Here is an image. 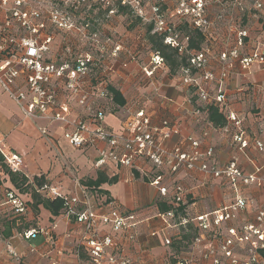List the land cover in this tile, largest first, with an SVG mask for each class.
I'll use <instances>...</instances> for the list:
<instances>
[{
  "label": "built area",
  "instance_id": "obj_1",
  "mask_svg": "<svg viewBox=\"0 0 264 264\" xmlns=\"http://www.w3.org/2000/svg\"><path fill=\"white\" fill-rule=\"evenodd\" d=\"M119 1L122 6H128L144 24L151 25V33L161 36L166 46L187 56V64L178 73L180 84L193 88L198 101L206 106L216 105L221 110L225 104L223 82L229 78L235 66L247 72L253 66L264 68V42L251 40L246 14L252 12L244 9L246 1L251 2L253 19L260 22L264 29V0H213L221 7L213 18L206 9L212 0H171L174 4L170 10L164 8L168 0ZM86 2H94L96 6V0H0L2 91L14 101L24 118L56 124L61 137L70 147L84 149L103 144V148L97 149L96 167L111 163L129 169L137 160L147 161L153 173L149 184L156 187L163 197L167 196L168 188L162 181L181 170L204 172L215 179L223 178L233 187L236 196L232 203L200 217L197 228L204 232L223 226L227 230L226 235L221 238L218 247L209 244L204 249H197L196 256H190V261H177L175 264H264V209L257 210L250 222L227 227L251 203L239 194V188L264 187L260 168L245 175L237 160L232 158L226 165L214 169L207 164L213 149H200V140L190 136L183 145L169 148L166 141L174 128L166 121L153 126L150 115L143 108L133 113L125 110L127 118L120 132H110L105 128V109L122 107L113 104L106 86L101 84L100 63L104 61L107 45H113L110 58L117 57L123 47L107 37L103 38V45L99 44L97 20L90 22L82 18V5ZM92 6L89 5L85 14L90 13ZM231 8L241 13L228 17L232 13ZM92 13L95 15L96 9ZM169 13H173L170 20ZM228 21L231 22L227 24ZM184 26L202 33L204 41L198 50L188 48L189 40L181 30ZM225 27L227 32L224 34ZM221 32L225 35L223 41L218 39ZM59 36L63 41L56 44L55 39ZM67 38L79 40L81 50L73 55L72 45ZM82 42L85 47L83 51ZM60 46L64 47L62 52ZM215 48H219L216 60L221 68L217 77L207 69ZM151 55L147 67L142 68L146 77L153 76L156 69L164 65L161 55ZM111 70V65H105L103 73ZM213 82L218 84L215 97L209 95L207 90ZM195 113L199 114L198 111ZM225 119L226 129L231 126L236 132L233 141L240 144L241 149L248 147L249 141L237 115L230 112ZM39 132L47 136L46 128H40ZM254 147L259 153L264 152V141H255ZM1 155L11 172L20 173L22 160L19 155ZM40 191L48 198L61 197L65 200V214L72 216L84 230L85 236L79 249L87 256L88 264H133L130 259L114 252L113 234L126 233L129 240L133 239L139 223L137 217L133 214L123 215L110 205L104 212H97L87 197H84L82 209L76 211L81 203L77 197L67 200L47 185ZM172 192L170 207L177 209L184 203V189L180 185H173ZM25 197L13 188L4 189L0 195V218L2 213L17 217L25 214ZM160 216L173 222L178 220L176 224L182 229L189 225V221L176 216L175 211ZM102 227L108 228L112 237L109 233H102ZM36 234V230L30 229L18 236L29 240ZM195 241L199 243L200 238ZM164 243L169 244L170 241L165 239ZM246 249L245 253L243 250ZM239 250L242 253L239 254ZM7 253L14 259L18 257L10 246Z\"/></svg>",
  "mask_w": 264,
  "mask_h": 264
},
{
  "label": "crops",
  "instance_id": "obj_2",
  "mask_svg": "<svg viewBox=\"0 0 264 264\" xmlns=\"http://www.w3.org/2000/svg\"><path fill=\"white\" fill-rule=\"evenodd\" d=\"M173 4V1L168 0L164 8L170 10ZM220 8L212 0L206 9L213 18ZM231 12L228 17L237 15L236 11ZM246 15L249 23L252 22V28H258L264 36L261 23L253 19L252 13L247 12ZM226 27L224 34L227 32ZM223 33L218 34V39L222 41L225 37ZM55 41L60 44L59 37ZM118 41L122 43L123 50L117 57L111 58L107 65L111 64L112 70L106 72L105 76L111 77L106 82L119 90L126 104L121 109H105L104 126L107 130L120 132L127 118L125 110L133 113L143 108L150 115L153 126L166 121L174 128L166 141L169 148L183 145L187 136H190L200 140V149H213L207 164L214 169L235 158L245 175L260 168L264 177V152L259 153L254 147L255 141H264V68L253 66L247 72L235 66L230 71L229 78L223 82L225 104L221 110L224 118L230 112L235 113L241 120L245 138L249 141L248 147L241 149L240 144L233 141V134L236 133L234 128L230 126L226 129V119L224 126L214 127L208 120V108L212 105L206 106L199 102L193 88L183 87L179 74L169 73L163 65L156 69L153 76L144 75L142 68L147 67L152 55L142 50L135 51L138 46L145 45L144 33H126ZM111 49H105L108 58ZM218 52L219 48H215L207 67L216 77L221 69L216 60ZM217 88L216 82L208 85L209 95L215 97ZM218 110L221 111L219 107ZM40 128L47 129V136L39 132ZM101 148L103 144L84 149L70 147L61 137L56 124L24 118L14 101L0 88V153L20 156L21 175L29 181L33 177L43 176L46 185L55 189L62 197L67 200L77 197L81 203L77 205L76 211L82 209L84 197H87L97 212H104L110 205L123 215L133 214L137 217L139 223L133 239L129 240L126 233L113 234L115 253L130 259L133 264H169L170 259L174 263L190 261V256H196L197 249H204L209 244L219 246L221 238L226 235L225 227L201 232L197 224L203 215L232 203L237 193L226 180L215 179L204 172L181 170L162 181L168 188L167 196L163 197L156 187L149 184L153 173L152 166L147 161L137 160L133 168L129 169L111 163L96 167L97 149ZM99 172L109 178L116 177L115 184L104 183L96 189H88L82 185V181L94 180ZM173 185H180L184 189V203L180 206L183 212L179 216L189 221L191 230H196L194 233L191 231L195 237L190 238L188 244L181 240L182 227L176 224L178 220L173 222L160 216L163 214L159 209L160 205L170 206L172 203ZM7 188L13 187L0 169V195ZM239 194L251 203L227 227L250 222L257 210L264 209V187L259 189L241 186ZM25 198V214L19 217L9 213L1 214L0 264H88L87 256L79 249L85 236L84 230L75 223L74 218L67 216L65 211L53 217L42 206L33 210L30 207V196L26 195ZM30 229L37 231L33 238L24 240L18 236ZM101 230L112 237L108 228L102 227ZM7 232L10 235L5 237ZM197 238H200L199 243L195 241ZM165 239L170 243L165 244ZM8 246L17 254V259L7 253Z\"/></svg>",
  "mask_w": 264,
  "mask_h": 264
},
{
  "label": "trees",
  "instance_id": "obj_3",
  "mask_svg": "<svg viewBox=\"0 0 264 264\" xmlns=\"http://www.w3.org/2000/svg\"><path fill=\"white\" fill-rule=\"evenodd\" d=\"M95 8L98 9L99 11L96 12L97 15L105 14V16H108V13L110 11L125 14L126 11L129 10V7L122 6L119 0H104V1L96 0V6L92 8L90 13H92L93 10H95ZM140 22L141 20H137L136 23L138 24ZM97 26L101 28L104 26V24L100 22V24L97 23ZM105 26L109 28L107 25ZM144 26H146L144 31L145 45H143L142 47L138 46L135 51L140 52V50H142L150 54L158 53L164 59V66L167 68V70H169V73L178 74L181 68H184L185 65L187 64V56L185 54H179L175 49L166 46L161 36L157 34H152L151 32L153 27L151 25L144 24ZM129 28L134 29L135 26L131 25L129 26ZM181 30L183 33H185V35L189 40L188 48L198 50L200 48V45L204 41L202 33L199 30L195 31L192 29H188L186 26L182 27ZM101 36H102V40L104 37H107L113 43H119L120 45L122 44L121 42L118 41L119 39H117L113 34H104ZM102 40L98 42L99 44L103 45ZM112 46H113L112 44L111 46L107 45V47L110 48H112ZM106 55L107 54L105 52L104 61L100 63L101 84L103 86H106L105 88L107 92L111 95L113 104L119 107H123L126 104V100H124L123 96L115 86L109 85L107 82H105V79L103 78L106 77L105 74L103 73L104 66L111 62V58L109 57L110 58L109 59ZM208 113H209L208 120L212 123L214 127L216 126L221 127L225 125V118L223 112L219 111L217 106L215 107L210 106L208 108ZM0 167L4 175L7 176L8 181L12 185L13 189H15L18 193L22 195L30 196L31 199L30 207L33 210H35L38 206H42L53 217H57L62 211L65 210V200L63 198L58 197L51 199L46 197L43 193H41L40 190L43 188L44 185L47 184L43 176L33 177L32 180L29 181L25 176L21 175L20 173L11 172L7 168V166L3 163V156L1 155V153H0ZM116 180H117L116 177L109 178L106 177L103 173L99 172L97 173V176L94 180L87 179L85 181H82V185L88 189L91 188L96 189L104 183H107L109 185L115 184ZM159 209L163 213L175 211L176 216H178L179 214L181 215L183 212L182 207H179L177 209H172L170 206L160 205ZM191 231H193V233L196 232V230H191L190 225H187L184 229H181L182 232L181 240L186 242L187 244L190 238L195 237V235L192 234ZM9 235H10L9 232H7L5 234V237H8Z\"/></svg>",
  "mask_w": 264,
  "mask_h": 264
},
{
  "label": "rangeland",
  "instance_id": "obj_4",
  "mask_svg": "<svg viewBox=\"0 0 264 264\" xmlns=\"http://www.w3.org/2000/svg\"><path fill=\"white\" fill-rule=\"evenodd\" d=\"M90 3H92V4H90ZM250 4H251V2L246 1L244 9L245 10H250L253 13L254 11H253V9H251ZM89 5H94V6H92V8L95 7L94 2H86V3H84L82 5V12H84V14L82 15V18H84V19H86V21L88 20L90 22L92 20L96 19L98 24H100V22L104 24V26L101 27V28H99L97 26V28H98V41L102 40V36L101 35H104V34H113L117 39L118 38L120 39L126 33L140 34V33H144V31H145V27L146 26H144V23L142 22V20L138 19V17L133 12H131L130 10H127L125 14H121V13H117V12L112 11L111 13L110 12L108 13V16H105V14H102V15H100V14H98V15L95 14L94 15L92 13H86L85 14V12L88 9ZM229 10L230 11L233 10V12L236 11L237 15H238V12L241 13L239 10L234 9V8H231ZM96 12H99L98 9H96ZM170 15L172 17L173 13H169L168 20H170V18H171ZM137 20H141V22L137 24L136 23ZM251 23L252 22L249 23L250 24L249 25L250 35L249 36H250L251 40H253V41H261L262 39H264V36L261 33L262 31L259 30L258 28L257 29L256 28H252ZM105 25H107L109 28H107ZM131 25H134L135 28L134 29H130L129 26H131ZM113 29H118V31L116 32ZM59 39H60V41H62L60 36H59ZM67 40H69L70 41V45H72V47L71 46L70 47L73 49V53H72L73 55L76 52H79L81 50V47H80L81 43L79 42V40L76 41V39H72V38H67ZM263 42H264V40H263ZM82 44H83V42H82ZM59 48H60L61 51L64 50L63 46H60ZM84 48L85 47L82 46V51L85 50ZM103 78L105 79V82H106L107 80H110L111 77L110 76H106V77H103ZM234 89H236V88H234ZM0 169H1V167H0ZM243 251L246 253L247 249L243 250ZM240 253H242V251L239 250V254ZM169 261H170L169 264H175L172 259H170Z\"/></svg>",
  "mask_w": 264,
  "mask_h": 264
}]
</instances>
